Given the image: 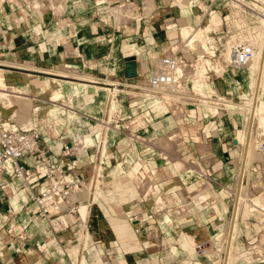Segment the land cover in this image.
<instances>
[{
  "label": "crops",
  "instance_id": "crops-1",
  "mask_svg": "<svg viewBox=\"0 0 264 264\" xmlns=\"http://www.w3.org/2000/svg\"><path fill=\"white\" fill-rule=\"evenodd\" d=\"M16 1L0 11V55L65 73L35 72L25 76L24 71L9 69L0 88L4 91L9 87L12 91L9 99L3 98L4 103L12 105L3 108L0 104V117L16 122L23 117L38 126L39 142L53 157L64 143L83 139L88 147L74 157L76 166L69 169V178L89 177L97 171L100 186L91 202L88 194L79 193L80 213L69 217L70 228L87 219L88 237L78 252L62 248L68 243L57 240L47 222L30 207L31 190L21 189V181L13 178V194L7 201H0V264H114L118 254L113 253L119 252L118 264H183L181 255L167 253L166 247L171 239H180L183 230L193 229L197 232L185 237L187 243L192 240L203 246L214 245L218 239L216 231L230 226L240 156L234 142L238 128L226 129L227 141L211 140L206 145L213 164V185L203 211L197 199L200 194L194 193L190 218L176 211L170 221L165 200L176 198V208L187 205L182 193L184 183L198 184L201 175L178 172L175 165L171 167L174 163L165 159L164 152L187 143L198 150L200 144L197 139L191 143L188 139L180 143L171 139L175 130L183 133L177 113L170 106L172 96L151 99L119 93L118 120L105 121V88L108 84L149 77L154 54L169 47L166 38L158 33V26L153 29L150 24L156 14L159 22L180 24L181 16L199 20L203 8L211 9L222 19L220 30L223 22L238 27L245 18L229 11L228 0H189L186 5L169 0L158 4L153 0H107L101 7L94 0H53V6L49 0H41L37 10L32 0ZM114 6L124 8L123 11L129 9V13L114 15L109 12ZM159 7H165L164 11L156 12ZM191 8L195 12L186 14L183 10ZM217 27L213 26L212 32ZM177 53L187 59L180 50ZM248 88L244 96L249 94ZM15 93L23 98L16 99ZM27 99L29 106L24 105ZM112 110L113 106L110 113ZM49 121L54 131L48 128ZM237 122L244 123V119L238 116ZM101 136L102 148L97 151L95 146ZM262 161V154L253 151L250 164L259 167ZM140 180L148 182L143 190ZM168 182L180 186L169 188ZM247 184L243 182L242 186L246 188ZM107 198L125 200L111 207ZM243 200L241 197L242 203ZM4 205L8 214L2 210ZM28 209L32 214L15 223L17 215ZM26 216L29 218L25 221ZM185 218L188 219L184 221ZM71 242V246H77L76 240ZM192 260V264L208 262ZM209 263L217 261L210 258Z\"/></svg>",
  "mask_w": 264,
  "mask_h": 264
},
{
  "label": "rangeland",
  "instance_id": "rangeland-1",
  "mask_svg": "<svg viewBox=\"0 0 264 264\" xmlns=\"http://www.w3.org/2000/svg\"><path fill=\"white\" fill-rule=\"evenodd\" d=\"M38 1L41 2V0H38ZM169 1L175 4L180 3V4L186 5L189 0H169ZM152 2L158 4L160 3V0H153ZM32 3H33V0H32ZM34 6H35V10L39 9V6H36V5ZM58 8L59 7H56L55 10L57 9V11H59L60 8L59 9ZM107 8L108 7H106L105 10ZM164 8L165 7H159L156 9V12L157 11L159 12V10L164 11ZM113 9H115L114 12H113ZM203 9L204 10L201 11L199 20H196V18H194L193 20L194 22H193L189 19V17L186 16L188 18L189 25H191L192 27L194 26V28L195 27L197 28L196 25H198V22L199 23L200 21L204 22V20L208 16L207 15L208 10L206 11L205 8ZM236 9L237 8H232L229 6V11L235 10L234 15L239 16L238 14L239 12ZM122 10H123L122 7L114 6L110 8L109 12L113 13L114 15L116 14L119 15L122 13H129V9L126 11H122ZM183 10H186L185 11L186 14L195 12V10L192 8L183 9ZM158 17H159L158 14L154 15L153 16L154 20L150 24L152 25L153 29L158 26L159 28L158 33L159 34L162 33V35L166 38V40L168 41L169 47L166 50H162L161 52L154 54L153 59L160 57L162 55H165L169 53L171 50L173 51L180 50V53L186 56L187 59H185V57H182L180 54L178 53L177 54L182 58V60L185 61V63L187 62L186 63L187 66L185 65L184 67L187 68L188 72L184 73L185 76L181 82L185 86V89L183 92L185 94L181 93L182 95H179L180 97L178 96L179 97L178 100H176L177 97H176L175 91H172L173 93L172 92L169 93V91H166V92H163L164 94L160 93L158 97H152V98L157 99V98H161L164 96L175 97L174 99H172L173 103H171L170 106H172L177 113L176 117L178 119L179 129H181V132L183 133L178 134L177 130H175L173 133L170 134L171 139L174 142H178V143H180L183 140L187 141V139L191 143L193 139H197L200 144L198 150H194L193 148H191L192 145L187 143L185 145L179 146V148L168 149L164 152L165 159L168 162L174 163L171 167L174 168V165H175L176 167L175 169H177L178 172H181L183 174H195V175L200 174L201 175L199 179L200 182L198 184L190 182V181H188L187 183H184V188L182 189V193L184 195L183 196L184 202L187 203V205L176 208V205H175V203H177L176 198L173 199L170 197V199H172L171 202L168 200V198L165 200V202L167 203V205L165 206V209H167V219H170V221H172V218L174 219L175 217L176 211L180 212V214H183L185 217L190 218L189 215H190V209L192 206L191 200L193 198L194 193H196V195L197 193L200 194V198H197V199L200 202V211H203V208L205 206L203 205V203L207 201V194L209 193V190L211 191L212 189L211 185H213V182H211V179H210L211 174H213V169H212L213 164H212V160L209 158V156H207L208 147L206 145L211 140L217 141L218 143H220L221 141L222 142L227 141L229 135L225 134L226 129H228L231 126L242 128L244 125L243 122H241V124L237 122V118L240 115L233 112L232 110H228L225 106L222 105L221 102L217 103L211 100L204 101L203 99L196 98L197 96L192 93L191 89L192 87H194L196 78L192 76L191 73L189 74V72H191L192 69L196 66V62H197L196 59L198 58L199 53L203 54L204 57H209L212 61V67L208 69L209 77L206 81L201 83L202 89L204 91H209V89H211V90H214L215 95L221 96L231 101H237L239 98L241 99V98H245L248 96V95L247 96H244V95H246L249 89L248 87H249L250 78L248 75V71L246 70V67L230 68L223 61L224 51H225L224 49H225L228 38H230L229 34L239 30V28L236 27L234 23L230 24L229 26V22L227 24L223 22L222 23L223 29L220 30V26L218 25L217 27L218 29H216L215 33L212 32L214 25L210 26V29L208 31H205L202 33L196 30L188 38L189 40L183 39L185 42L184 43L182 40V36L180 34L179 21L159 22V20L156 19ZM243 24H244V27L242 28H245V26L246 27L253 26L255 22L253 21V18L247 17L245 18V21ZM242 31L244 30L242 29ZM199 36L208 37L207 47L203 48V46L201 45V41L199 40L200 38ZM209 37H210V42H209ZM211 43L215 47L214 57H210L208 53L212 51ZM5 60L15 62V64L13 63L11 65L13 67H7L6 66L7 63L4 62ZM16 61H18V63H26L25 61H22L21 59L18 60L17 58L13 59L10 57H5V56L0 55V72H1L0 73V83L1 84L3 80V76L1 74L3 75L8 74L9 69H11L12 71H16V69L18 68L17 67L18 63L16 64ZM1 62H3L4 65ZM218 62L222 66L221 72L218 71V68H220V66L218 65ZM217 66L218 68H216ZM188 69H191V71ZM193 70L195 71V69ZM19 71H24L25 76L32 75L35 73V72H30V71L22 70V69H20ZM60 73H62V71H60ZM147 78L140 77V78L135 79L134 81L126 82V83H138V81H144ZM235 85L239 87L238 91L235 90ZM116 89H123L121 92H117V93H123L125 95H130V94L124 93V90H129L130 88L108 84L106 85V88H105L106 100L108 98L109 92L111 91L115 92ZM7 91L9 92L11 91L9 87L4 89V91L0 88V104L2 105L3 108H7L8 106L12 105L11 103L10 104L4 103L3 101V98L5 97L8 98V96L5 94ZM11 94L12 92H10V95ZM239 94L241 96H239ZM16 95H21V94L15 93V97ZM212 98L214 100L216 99V97L214 96H212ZM112 106L114 109L116 108L117 105L116 103H114L113 105V102H112L110 106V110ZM108 108H109V105L107 103L106 109L108 110ZM111 113L107 112L105 121L109 120V122H111L113 120L111 116L108 117L109 115H111ZM181 117L183 118L181 119ZM190 118H194L195 121H191ZM0 120L5 121L6 123L9 124V126L26 128V126H24V124L21 121L16 122V121H13L9 117H0ZM30 124L31 125L29 127L33 126V127L38 128V126H36L32 122ZM48 128L52 131L55 130V127L51 124V121L48 122ZM256 138L257 137H255V139ZM253 151L257 152V150H254V149ZM238 166L239 164L237 163V167ZM260 167L261 165L257 167L258 170ZM247 172L250 173L249 170H247ZM147 184L148 182H146V180H143V181L141 180L139 183V185H141L140 188L142 190L143 188H145V186H147ZM167 186L169 188H172V187L180 186V184L175 186V182L173 184L171 182H168ZM247 186L248 185H246L247 191H245L246 188L243 190V192L245 191L244 193L246 195L249 193L248 192L249 186L248 187ZM197 189L199 192H197ZM214 189L216 188L214 187ZM132 190H133V187L130 189V191ZM93 197H94V194L90 193L89 194L90 202L92 201ZM94 199L95 198H93V200ZM105 200H107V202L110 204L111 207H117L119 206V202L124 201L125 199L121 198L120 200H118L117 198H114V199L107 198ZM15 203L17 204L16 200H15ZM16 204H15V207H18ZM92 204L94 203L92 202ZM240 209L241 211L239 215L234 218V221H232L234 210L233 211L231 210V214H230L231 216L230 223L232 224L233 227L237 228V242H235L234 244H229L227 242L229 240L228 237L230 236V232H231L230 229H232L231 224L228 229H224L222 231H216L218 235V239L216 240L214 245L210 243V244H207L206 246H203V243H195L192 240H190L189 243H187L185 237L191 236L197 231L194 229L193 230H183L184 234L180 237V239L170 240L169 245L166 247V250H168L167 253H172L174 255L175 254L181 255V258L184 260L183 264H192L193 262L192 259L194 260L200 259V261L207 260L208 261L207 264H210L209 263L210 258L217 261V263L215 264H225V263L226 264H264V247H263L264 244L262 245L259 244L261 233L264 234V227L261 226V224L257 222L256 219H258V217H256V215L247 213V207L245 203H242V206L240 207ZM2 210L6 212V214H8V212L5 210V205L3 206ZM28 214L29 215L32 214L31 209L25 210L23 213L18 214L17 215L18 218L16 220L14 219V222L15 223L22 222L20 217L28 215ZM12 216H15V215L13 214ZM28 216H26L27 219L24 218L25 221L28 220L29 218ZM251 217H253V219H251ZM9 218H10V215H9ZM228 218H229V213H228ZM186 219L188 218H185L184 221H186ZM86 224H87V219L83 221H77L76 225H73L71 228L65 227L62 224L63 229L56 230L53 233L55 234L57 240H59L60 242L64 241L65 243H68L67 245L62 246V248H69L70 250H76L79 252L80 249L83 247L82 243H84V240L86 239V237H88L89 232H87L86 230V226H85ZM239 225H241L240 229H238ZM71 239L76 240L77 246H71L72 242L69 243ZM197 245H200L201 249H205V251L209 252L210 256H205L206 254L205 253L203 254L201 250H199ZM228 246L230 249L228 248ZM261 247H262V250H261ZM228 250L229 251L231 250L232 254L229 253ZM113 254H118L117 261L114 263V264H118V258L120 256V252L113 253ZM199 257H203V258H199Z\"/></svg>",
  "mask_w": 264,
  "mask_h": 264
},
{
  "label": "built area",
  "instance_id": "built-area-1",
  "mask_svg": "<svg viewBox=\"0 0 264 264\" xmlns=\"http://www.w3.org/2000/svg\"><path fill=\"white\" fill-rule=\"evenodd\" d=\"M94 2L97 7H101L107 3V0H95ZM8 3H11V0H0V11H3ZM234 3L237 5H234ZM228 5L232 8H237L238 14H241L242 17L253 18V21H255L254 19L257 16L264 15V2L262 0H228ZM211 11L213 10L208 9V13ZM232 11L234 12L235 10ZM242 27H244L243 23L238 26L239 30L230 33L229 37L233 36L235 39L240 38ZM212 50L214 54H209L210 57L215 56V47ZM260 51L261 49L257 43L251 39L241 37L240 41L231 46V59L228 66L230 68L246 67ZM178 57L180 56L177 54V51L171 50L169 53L154 59L152 72L146 80L138 81V83H113L112 85L130 88L129 90H124V93L132 96L158 97L162 90L177 87L182 82L185 74L177 72ZM261 62L264 66V48ZM122 90L116 89L115 92H109L107 98L109 105L107 112H110L112 102L117 105L112 110L111 115L108 116L115 118L116 120L114 122H117L120 114L118 104L119 93L117 92H121ZM191 90L197 96L196 98H199L200 95L193 89ZM212 96L217 98V103H222L221 99L223 97L215 95L212 91L203 100L210 99ZM258 98L264 101V86L260 88ZM237 101H241V99L239 98ZM222 105L224 106L223 103ZM239 115L242 117L240 113ZM254 135L257 137L255 139L254 150H257L260 154L262 153L263 161L260 168H263L264 129L260 132H254ZM39 139L40 130L36 127L20 128L9 126L8 123L0 120V201H7L11 197L13 191L10 189V182L13 178L19 179L21 181V189H29L32 192L30 207L33 212L37 217L45 220L54 232L56 231L54 227L56 221H59L65 227H69L72 223L69 217L80 213L81 201L79 199V193L93 194L100 186V182L98 181L97 171L89 177L80 176L78 178H69V169H73L76 166L74 157L79 155L81 150H85L88 147V144L83 139H76L64 143L54 157L39 142ZM234 142L235 146L239 149L240 156L238 164L240 166L244 162V157L241 154L244 150L245 143L239 142L237 139ZM102 143L103 137L101 136L95 146L97 151H101ZM260 168L258 170L257 166L251 165L249 162L248 169L253 174L252 177L255 176V173L262 170ZM237 178L238 176L236 177V182ZM249 180L246 175L242 177L244 183H250ZM236 191L235 184L232 191V211ZM248 192L251 194V197L259 196L264 199V185L262 183L258 185H252L250 183ZM56 196L64 202L63 205L57 203ZM249 202L252 205L250 214L256 215L258 217L256 219L257 222L264 227V201H262V206L253 203L251 200ZM135 230L138 231V228ZM197 247L203 254L205 253V249H201L200 245H197Z\"/></svg>",
  "mask_w": 264,
  "mask_h": 264
},
{
  "label": "bare ground",
  "instance_id": "bare-ground-1",
  "mask_svg": "<svg viewBox=\"0 0 264 264\" xmlns=\"http://www.w3.org/2000/svg\"><path fill=\"white\" fill-rule=\"evenodd\" d=\"M49 1H50V4L53 6L54 5V4H52L53 0H49ZM262 1L264 2V0H262ZM12 2H17V1L11 0V3ZM39 2L40 1L35 0L33 2V4L36 6H39L42 3V2H40V3ZM236 3H234V5H237ZM122 9H124V8H122ZM114 10L115 9H113V12H114ZM4 13H5V11H4ZM207 15L208 16L206 17L204 22H202V21H200V23L198 22V25H196L197 28L196 27L194 28V26L192 27L191 25L188 24V18L186 16H181L179 19L180 20V27L179 28H180V34L182 36V40L183 39L187 40L196 30H198L199 32L202 33V32L208 31L210 29V26L214 25V27H217L220 24L222 19L216 11H211L210 13H207ZM254 20H255L254 21L255 24L253 26H247V27L245 26V28H243L244 31H242V32H244V33L241 32L240 38L235 39L233 36L228 38L225 49H224L225 51H224V58H223V61L228 66V63L231 59V46L233 44L237 43L238 41H240L241 37L251 39L253 42L257 43L258 47L261 49V51L254 57V59L252 61H250L246 66L247 67L246 70L248 71V73H250V75H249L250 92H249L248 96L245 98H241V101H231V100H227L225 98L221 99L222 103L224 104V106L228 110H232L233 112L237 113L238 115L240 113L244 119L243 127L238 128L237 132H236V139L239 142L245 143V145H244V150L241 154L244 157V162L242 164H240L239 170L237 173V176H238L237 182H236V190H237L236 192L237 193H236V197H235V203H234V209H233L234 214H233V220L232 221H234V218L238 216V210L242 206L241 197L244 198L243 203L246 204L248 214H250V211L252 209L251 208L252 205L249 202V200H251L253 203L258 204L260 206L263 205L262 201H264V199L262 197H259V196L251 197V194H249V193L246 195L244 192L247 191V188L243 192L245 187L242 186L243 185L242 177L244 175L248 176V174H249V179H252L250 181V183L252 185H258L259 183H262V185H264V166H263L262 170H260L254 174L255 175L254 178H252L253 174L248 169L249 162L251 159V155H252L253 149L255 147L254 132H256V131L260 132L264 129V101L262 99L258 98L259 90L261 87L264 86V66L262 65V62H261L262 51L264 48V15L263 16H257ZM242 23H244V21H242ZM199 37H200L199 40L201 41V45L203 46V48L207 47L208 37H204V36H199ZM184 40H183V42H184ZM209 42H210V37H209ZM211 45L213 48L214 45L212 43H211ZM208 53L214 54V51L212 50ZM196 61H197L196 66L193 68V69H195V71L193 69H192V71H194V72H192L191 69H188V70L191 71V72H189V74L191 73V75L196 78L194 87H192V89L197 94L200 95L199 96L200 99H204L205 97L208 96V93L210 91L214 92V90H211V89H209V91H204L202 89V86H201V83L206 81L209 77L208 76V69H210L212 67V61L209 57H204V55L200 54V53H199ZM4 62L7 63L6 64L7 67H13L11 65L13 63L15 64V62H12V61H6L5 60ZM1 63L3 64V62H1ZM17 63H18V61H16V64ZM186 63L184 60H182L181 57H178V64H177V72L178 73L184 74V73L188 72L187 68L184 67L186 65ZM218 65L220 66V68H218V66L216 68H218V71L221 72L222 66L219 64V62H218ZM17 67H18L17 69H19V70L22 69V70H27L30 72H39V73H46V74L57 72V71H53V70L35 67V65L30 64V63H18ZM213 68H215V67H213ZM62 73H63V71H62ZM1 75L3 76V74H1ZM184 89H185V86L180 83L177 87L167 89V90H162L161 94H164L163 92H166V91H169V93L172 91H175L176 97H177L176 100H178L180 97L179 95L185 94V93H183ZM235 90L236 91L239 90V87L236 85H235ZM10 92H12V91H10ZM10 92L7 91L5 93L9 98H10ZM24 96H25V94H24ZM21 97H23V96L16 95V99H20ZM28 99L24 100V105H26V106L30 105V101ZM205 100L206 101L211 100V101L217 102V98L215 100L212 98L205 99ZM19 118H20V121L24 124V126L29 127L31 125L30 122L28 120L24 119L23 117H19ZM247 170H249L250 173H248ZM250 183H248L247 185L249 186ZM96 191L97 190L94 191V193H93L94 195H95ZM55 199H56L58 204H60V205L64 204V202L58 196H56ZM169 200L172 201V199H170V198H169ZM54 227L56 230L63 229V227L59 221H56L54 223ZM231 227H232V229H230L231 232L229 231L230 236L228 237L231 243L229 242V240L227 242L229 244H234L236 242L237 229H236V227H233L232 224H231ZM259 240H260L259 244H261V245L264 244V234L261 233V237ZM228 248H229V246H228ZM261 250H262V247H261ZM205 253L207 255H210V253L207 251H205ZM229 253L232 254V251L230 250Z\"/></svg>",
  "mask_w": 264,
  "mask_h": 264
}]
</instances>
